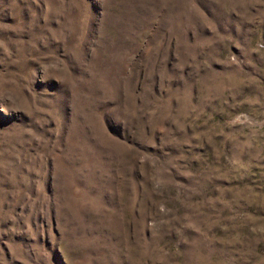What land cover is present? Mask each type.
I'll return each mask as SVG.
<instances>
[{
  "label": "rangeland",
  "instance_id": "1",
  "mask_svg": "<svg viewBox=\"0 0 264 264\" xmlns=\"http://www.w3.org/2000/svg\"><path fill=\"white\" fill-rule=\"evenodd\" d=\"M0 264H264V0H0Z\"/></svg>",
  "mask_w": 264,
  "mask_h": 264
}]
</instances>
